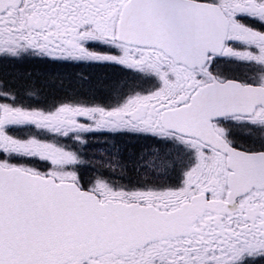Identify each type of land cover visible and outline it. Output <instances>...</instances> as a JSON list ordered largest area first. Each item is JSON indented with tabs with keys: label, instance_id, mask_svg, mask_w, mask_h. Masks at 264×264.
Here are the masks:
<instances>
[{
	"label": "snow or ice",
	"instance_id": "6c2138e0",
	"mask_svg": "<svg viewBox=\"0 0 264 264\" xmlns=\"http://www.w3.org/2000/svg\"><path fill=\"white\" fill-rule=\"evenodd\" d=\"M26 63L135 82L25 106L0 78V264H264V0H0Z\"/></svg>",
	"mask_w": 264,
	"mask_h": 264
},
{
	"label": "flooded vegetation",
	"instance_id": "af4514ba",
	"mask_svg": "<svg viewBox=\"0 0 264 264\" xmlns=\"http://www.w3.org/2000/svg\"><path fill=\"white\" fill-rule=\"evenodd\" d=\"M0 78H7L12 83L30 82L42 86V94L39 96H29L27 92L21 93L22 103L27 106L36 103L50 106L56 98L64 93L71 94L73 89L81 91L82 95L88 94L90 88L99 89L101 83L111 81H127L128 85L135 82L134 74L127 73L118 67L107 66H57L26 63L22 65H2L0 64ZM97 133H92L94 136ZM101 135L105 137L110 145L113 137L108 133H98L96 141L99 143ZM237 139L243 142L244 137L238 136ZM115 140L124 143L126 137L117 136ZM100 153V152H99ZM131 178L133 184L136 182L135 176L123 177V182L127 183ZM117 182H120L119 180Z\"/></svg>",
	"mask_w": 264,
	"mask_h": 264
},
{
	"label": "trees",
	"instance_id": "16d2710c",
	"mask_svg": "<svg viewBox=\"0 0 264 264\" xmlns=\"http://www.w3.org/2000/svg\"><path fill=\"white\" fill-rule=\"evenodd\" d=\"M22 84H26V82H21ZM94 144L95 142H90L87 144L86 148H85V153H84V159L86 161L85 167H87L88 165H95L97 164L99 161L97 160V163L95 162V155H94ZM88 148V150H86ZM85 174H87L85 172Z\"/></svg>",
	"mask_w": 264,
	"mask_h": 264
}]
</instances>
